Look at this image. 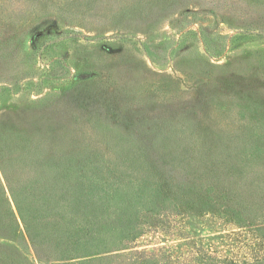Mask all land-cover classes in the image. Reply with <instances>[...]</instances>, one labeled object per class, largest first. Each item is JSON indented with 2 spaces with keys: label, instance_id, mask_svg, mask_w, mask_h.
<instances>
[{
  "label": "rangeland",
  "instance_id": "374dc122",
  "mask_svg": "<svg viewBox=\"0 0 264 264\" xmlns=\"http://www.w3.org/2000/svg\"><path fill=\"white\" fill-rule=\"evenodd\" d=\"M121 1L38 0L29 16L0 20V138L46 139L51 153L68 157L64 164H97L112 176L161 157L167 147L152 139L173 124L219 146L226 170L239 171L237 159L245 167L243 157L226 153L231 141L239 152L247 145L264 153V0H169L166 7L152 0L115 14ZM159 4L165 15L150 14ZM240 29L250 33L238 36ZM141 142L148 147L134 157ZM192 148L182 147L180 158L196 160ZM253 165L263 178L246 181L240 201L260 222L264 159ZM208 171L219 181L199 182L216 186L213 200L152 220L139 250L175 259L251 252V227L234 224L226 210L239 189L219 165L190 169L198 180ZM10 175L20 181L16 170Z\"/></svg>",
  "mask_w": 264,
  "mask_h": 264
},
{
  "label": "trees",
  "instance_id": "16d2710c",
  "mask_svg": "<svg viewBox=\"0 0 264 264\" xmlns=\"http://www.w3.org/2000/svg\"><path fill=\"white\" fill-rule=\"evenodd\" d=\"M37 1L0 0V20L29 16L30 10L37 11ZM151 1L122 0L115 14L144 9ZM168 2L164 0V7ZM162 6L150 14L165 15ZM240 30L238 36L250 33ZM172 129L152 139L158 149L167 147V151L160 150L161 157L114 176L97 164H64L68 157L51 153L46 139L0 138L5 178L0 185V264H264V219L254 221L257 217L249 212L248 203L240 201L246 181L263 178L249 168L257 159H264L262 150L250 151L243 145L244 151L239 152L241 145L231 141L226 153L236 159L237 155L243 157L245 167L237 159L240 170H226L228 163L219 146L196 133L179 132L177 124ZM189 145L198 155L196 160L179 156V150ZM142 147L148 144L141 142L132 155L140 158ZM142 160L149 161L145 155ZM199 164L219 165L226 172L225 181L239 189L226 210L234 224L251 227V252L237 258L201 251L187 259H175L166 253L139 250L136 242L152 230V220L192 210L205 202L204 197L213 200L209 194L218 193L215 185L205 189L199 182L219 181L213 172L203 173L201 180L190 172ZM13 169L20 181L12 180Z\"/></svg>",
  "mask_w": 264,
  "mask_h": 264
}]
</instances>
